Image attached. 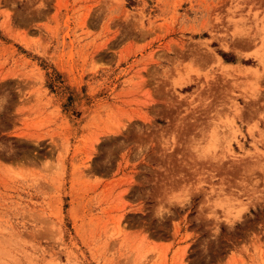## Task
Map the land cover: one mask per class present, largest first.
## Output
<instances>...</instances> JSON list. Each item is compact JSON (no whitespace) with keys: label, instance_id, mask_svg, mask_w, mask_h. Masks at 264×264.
<instances>
[{"label":"rangeland","instance_id":"rangeland-1","mask_svg":"<svg viewBox=\"0 0 264 264\" xmlns=\"http://www.w3.org/2000/svg\"><path fill=\"white\" fill-rule=\"evenodd\" d=\"M0 264H264V0H0Z\"/></svg>","mask_w":264,"mask_h":264}]
</instances>
